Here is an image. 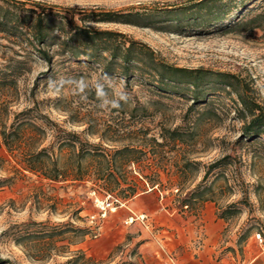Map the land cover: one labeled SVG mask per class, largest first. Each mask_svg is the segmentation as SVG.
Returning a JSON list of instances; mask_svg holds the SVG:
<instances>
[{
	"label": "rangeland",
	"instance_id": "1",
	"mask_svg": "<svg viewBox=\"0 0 264 264\" xmlns=\"http://www.w3.org/2000/svg\"><path fill=\"white\" fill-rule=\"evenodd\" d=\"M29 1L47 5L56 16L73 17L78 24L89 14L118 15L116 22L86 24L124 33L179 67L245 77L264 101V0L232 8L226 20L216 24L185 18L174 22L162 13L197 0ZM15 58L24 63L13 71L9 64ZM179 88L159 91L141 78L104 73L95 62L67 55H56L49 68L39 54L27 55L0 33V118L7 125L31 107L18 118L29 117L45 131L41 147H51L60 165H68V154L89 149L78 141L73 147L64 142L72 138L68 132L100 143L108 154L124 146L137 149V163L116 161L111 166L119 172L114 194L128 187L135 195L153 189L164 195L168 206L196 218L211 204L219 219L218 258L248 264L258 246L264 249V138L245 142L236 113L239 104L222 85L201 86L198 98L189 93V86ZM172 136L184 142L172 141ZM239 139L237 161L229 158L231 164L212 169L201 182L208 165L232 153ZM82 164L97 166L88 159ZM145 177L157 184L151 187ZM93 179L50 180L28 172L0 136V264H72L68 261L76 250L89 259L77 264H146L139 253V224L124 223L130 214L124 205L99 229L90 222L89 215L97 212L95 199L109 195ZM199 192L208 200L201 202ZM182 203L187 206L182 208ZM231 203L240 212L229 221L219 218L218 208ZM74 227L83 229L85 237L77 239ZM44 232H53L52 242L42 237Z\"/></svg>",
	"mask_w": 264,
	"mask_h": 264
},
{
	"label": "trees",
	"instance_id": "2",
	"mask_svg": "<svg viewBox=\"0 0 264 264\" xmlns=\"http://www.w3.org/2000/svg\"><path fill=\"white\" fill-rule=\"evenodd\" d=\"M250 0H197L189 4L164 11L165 16L174 22L182 19L192 20L193 23H220L226 20L231 9L239 10L245 7ZM50 8L38 1L29 0H0V33L5 34L10 43L19 45L27 55L32 52L39 54L40 58L52 67L56 55H67L74 60L95 62L102 66L104 73L114 72L125 78L138 77L154 84L157 90L174 89L180 91V86H189L190 94L198 98L199 88L205 84H220L222 90L228 95L234 94L239 107L237 116L242 122L241 134L245 142L252 143L253 138H264V101L253 85L245 78L229 72H211L203 68L187 69L165 62L147 44L137 41L130 36L109 29H96L86 23L116 22L118 15L110 12H99L86 15L78 19L83 24L74 22L67 16H56ZM121 16V14L119 15ZM259 17V15L257 16ZM56 45V49L50 50ZM24 60L12 59V70L21 69ZM32 111L26 108L16 114L15 122L7 125L0 118V136L2 142L10 153L19 157L24 170L42 175L50 180L72 179L84 180L94 176L96 184L122 201L135 195V189L128 187L114 194L116 186L117 170L112 169L113 163L120 161L125 165L137 163L134 154L137 149L124 146L108 154L100 143H91L80 140L75 133L68 132L72 136L65 140L71 147L75 141L85 144L89 149L77 154L67 155L66 164L60 165L58 156H55L51 147H41L45 131L24 117ZM46 118V117H43ZM172 141L184 142L181 137L172 136ZM242 139L232 144V153L224 156L208 165L202 176L205 180L209 172L221 165L231 164L237 161L236 149ZM71 142V143H69ZM258 144H263L261 141ZM233 160H229L231 158ZM83 159L97 164L94 168L85 167ZM151 187L157 182L151 177H145ZM199 187V185L197 186ZM197 198L207 201L203 192L197 193ZM246 198V197H245ZM187 206L182 203L181 207ZM240 209L234 208L231 203L224 209L218 208V217L229 221ZM75 237L81 240L87 233L81 228L74 227ZM42 237L53 240V232H44ZM75 243H78L76 241ZM69 263L77 264L79 260L88 262L81 250H76ZM44 259V258H40Z\"/></svg>",
	"mask_w": 264,
	"mask_h": 264
},
{
	"label": "crops",
	"instance_id": "3",
	"mask_svg": "<svg viewBox=\"0 0 264 264\" xmlns=\"http://www.w3.org/2000/svg\"><path fill=\"white\" fill-rule=\"evenodd\" d=\"M124 206L130 214L149 216L148 225L137 222L138 238L142 242L139 253L146 264H169V256L175 264H235L233 260L217 256L219 219L211 204L206 203L196 218L168 206L161 192L150 189L135 195ZM261 261H264V249L260 250L258 246L248 264H260Z\"/></svg>",
	"mask_w": 264,
	"mask_h": 264
},
{
	"label": "built area",
	"instance_id": "4",
	"mask_svg": "<svg viewBox=\"0 0 264 264\" xmlns=\"http://www.w3.org/2000/svg\"><path fill=\"white\" fill-rule=\"evenodd\" d=\"M95 205L97 212L89 215V219L91 223L95 222L97 228L99 229L101 222L104 221L110 214L114 213L119 207L125 205V203L112 195H108L102 199H95ZM148 219L149 216L145 213L135 214L131 212V214L125 218L124 223L129 225L134 222H139L145 226L149 224ZM168 261L169 264H175L171 256H169Z\"/></svg>",
	"mask_w": 264,
	"mask_h": 264
}]
</instances>
